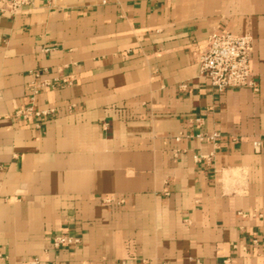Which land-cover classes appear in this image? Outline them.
<instances>
[{
	"label": "crops",
	"instance_id": "0c3cea01",
	"mask_svg": "<svg viewBox=\"0 0 264 264\" xmlns=\"http://www.w3.org/2000/svg\"><path fill=\"white\" fill-rule=\"evenodd\" d=\"M216 29L252 35L254 88L218 93L199 73ZM38 70L72 81L35 96L57 108L39 130L13 116ZM195 115L215 144L189 136ZM62 230L79 245L53 249ZM253 235L264 241V0H0V264H264V246L241 248Z\"/></svg>",
	"mask_w": 264,
	"mask_h": 264
},
{
	"label": "built area",
	"instance_id": "2783aa9c",
	"mask_svg": "<svg viewBox=\"0 0 264 264\" xmlns=\"http://www.w3.org/2000/svg\"><path fill=\"white\" fill-rule=\"evenodd\" d=\"M13 7L26 3L28 0H11ZM116 1V0H110ZM253 49V39L249 32L240 35H235L229 31L213 30L207 39L205 47L197 56L199 73L207 78L214 91L221 93L229 88L252 87L254 88V81L252 79L250 67V54ZM34 75L37 81H34L30 87L28 104L18 106L13 111V116L23 121H31L36 129H40L43 121L54 114L56 107H46L43 109L37 108L34 104L35 96L42 88L54 87L57 84H71L72 81L68 77H42L43 71H35ZM181 89L186 88V84L179 86ZM198 130L189 135L197 139L199 142H209L215 144L220 134L218 131L206 132L200 129L203 124V117L195 115L189 118ZM182 137L180 133L176 140ZM255 149H259L261 142L256 140L253 142ZM213 151L204 154L194 155L196 161H205L210 164ZM105 203L116 202L121 204L123 199H117L114 196H105L102 200ZM245 216V214H242ZM81 242L78 235L71 233L69 230H62L54 233L50 237V244L53 249H60L63 247H76ZM264 246V241H260L253 235L249 242L244 244L241 248L247 251L249 246ZM233 249H237V245H232ZM39 257L35 256L27 260V264H39ZM118 264H124L120 262ZM224 264H230L229 258L224 259Z\"/></svg>",
	"mask_w": 264,
	"mask_h": 264
}]
</instances>
